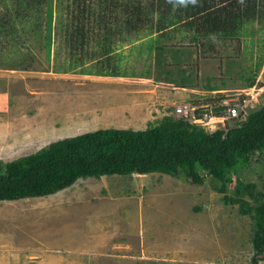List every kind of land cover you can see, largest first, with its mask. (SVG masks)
I'll return each instance as SVG.
<instances>
[{"label": "rangeland", "instance_id": "rangeland-1", "mask_svg": "<svg viewBox=\"0 0 264 264\" xmlns=\"http://www.w3.org/2000/svg\"><path fill=\"white\" fill-rule=\"evenodd\" d=\"M53 1L49 58L30 36L19 39L13 51L20 59L26 57L24 64L30 67L0 68L1 161L63 137L114 125L144 128L172 115L173 108L162 94L147 93L140 80L155 75L152 68L161 61L166 46H191L188 40L156 39L161 52H155L154 46L144 50L140 42L153 32L147 25L126 30L112 24L107 47L113 50L108 53L109 62L103 63L106 57L99 53V37L106 32H86L88 42L70 48L63 34L64 23L70 21L66 11L70 0H61L60 5L59 0ZM143 1L151 6L154 0ZM115 15L108 16L113 20ZM151 18L154 22L156 15ZM184 30L190 38L191 30L182 24L171 31L182 34ZM248 40L242 63L250 67L264 56V43ZM241 42L234 38L201 47L210 49L207 56L216 57L213 64L220 70L224 64L218 62V67V58L239 54ZM6 47L0 45L4 53L9 52ZM103 68L119 75L96 74ZM260 69L261 78L252 84L261 88L253 108L264 103V63ZM226 76L227 86L243 84L242 79L232 78L235 74ZM239 172V188L236 175L224 184L210 177L194 184L160 172L111 174L79 178L46 196L2 200L0 264H255L254 215L264 201V153ZM222 185L220 192L217 188ZM256 264H264V259Z\"/></svg>", "mask_w": 264, "mask_h": 264}, {"label": "trees", "instance_id": "trees-1", "mask_svg": "<svg viewBox=\"0 0 264 264\" xmlns=\"http://www.w3.org/2000/svg\"><path fill=\"white\" fill-rule=\"evenodd\" d=\"M66 11L70 21L64 23L63 34L70 48L88 42L86 32H106L99 37V53L106 57L103 63L109 62L107 56L113 50L107 47L112 24L126 30L147 25L153 32L162 33L182 24L197 33L235 36L246 22L255 21L258 25L252 32L258 36L252 41L264 43V0H196L187 5L180 0H154L151 6L143 0H70ZM54 12L53 0H0V45L3 49L5 43L9 49L7 53L0 49V68L30 67L24 64L28 63L26 57L20 59L13 52L19 39L25 41L30 36L42 45L49 58ZM113 13L114 21L108 16ZM96 74L119 75L105 68ZM263 153L264 103L249 109L244 120L227 130L208 131L167 114L144 129L97 128L51 141L12 160H0V201L46 196L71 186L79 178L111 174L160 172L182 176L194 184L202 183L205 177L224 184L236 175L238 185L239 171ZM217 190L223 192V185ZM261 203L254 215L255 264L264 259V201Z\"/></svg>", "mask_w": 264, "mask_h": 264}, {"label": "crops", "instance_id": "crops-1", "mask_svg": "<svg viewBox=\"0 0 264 264\" xmlns=\"http://www.w3.org/2000/svg\"><path fill=\"white\" fill-rule=\"evenodd\" d=\"M257 22L253 23H247L244 25L243 29H240L239 34L235 36H214L212 34H207L206 32H199L193 31L191 29V36L190 38H193V40H189L187 34L189 33L187 30H184L182 34H179L176 32L174 34L173 31H164L163 33L160 32H152L150 35L143 36V40H141V44L143 46H146L142 49L146 50L147 48L153 47V50L156 52L157 50L162 49V45L156 43L154 40L166 38V39H173L178 38L180 40H188L191 46L186 47H173L170 48L169 46H166L163 50V53L160 54L161 61L158 63L157 67L152 68L154 70L155 68V75H147L144 76V80H140L143 84L145 83L146 86V92L155 94L158 96V94H162L161 97L165 98V102L170 104L172 106L174 104H177L179 102L184 101H194L199 102L201 100H209L210 96L213 94H217L220 92H229L233 90L238 89H245L252 84H256L258 80L261 78L262 75V69L260 67L264 63V59L262 55L259 56V59L256 58L254 61L253 66H246V63L244 62V57L242 55V52L245 45V40L252 41L258 36V33L255 32V34L252 32L253 29H256L255 26L251 28V25ZM204 33V34H203ZM253 33V35L251 34ZM158 36V37H157ZM176 36V37H175ZM225 37V38H224ZM253 37V38H251ZM224 38V39H223ZM234 38H241V50L239 51V54H232V52L228 53V56L223 59L218 58V61L216 62L218 67L220 64L218 62L224 64V69H218L216 66H214L213 61H216V57L207 56V50L210 51V49H204L201 46L203 44H212L213 47L216 44H219L225 40L228 39H234ZM202 43L199 40H204ZM212 41H208V40ZM253 42V41H252ZM254 43V42H253ZM155 44V45H154ZM132 47L135 46V44L131 45ZM129 47V45H127ZM230 48L229 46H227ZM204 50H202V49ZM129 49V48H128ZM248 50H251V47H248ZM129 53V52H128ZM256 53V52H255ZM257 54V53H256ZM210 55V54H209ZM122 59L128 58L127 55L123 56V54H119ZM145 57V56H144ZM122 59L119 58L117 60L118 63L122 62ZM124 62H126L124 60ZM254 67V68H253ZM123 71L122 69H120ZM191 71V72H189ZM193 71H195V74H193ZM219 71V72H218ZM218 72V75L216 74ZM238 72H243L239 73ZM226 73V74H225ZM235 74L232 78H236V80L243 81V84L239 85H231L227 86V77L228 74ZM136 77H141V75H137ZM203 77V78H202ZM219 77V78H215ZM195 81H193V80ZM145 81V82H144ZM233 81V80H232ZM253 81V83H252ZM251 82V83H250ZM251 84V85H250ZM143 86V85H142ZM260 86V85H259ZM131 88V85L128 86L127 89ZM170 91V92H169ZM171 95V96H170ZM170 96V97H168ZM202 102V101H201ZM164 103V104H166ZM115 128H123L120 126H112ZM147 127V126H146ZM107 128V127H104ZM125 128H131V129H144V128H134V127H125ZM87 213V212H86ZM115 249V246L113 247Z\"/></svg>", "mask_w": 264, "mask_h": 264}, {"label": "built area", "instance_id": "built-area-1", "mask_svg": "<svg viewBox=\"0 0 264 264\" xmlns=\"http://www.w3.org/2000/svg\"><path fill=\"white\" fill-rule=\"evenodd\" d=\"M260 91L261 88L254 85L229 93L213 94L209 100L202 102L182 101L173 105L172 115L199 124L208 131L227 130L245 119L249 109L259 101Z\"/></svg>", "mask_w": 264, "mask_h": 264}, {"label": "clouds", "instance_id": "clouds-1", "mask_svg": "<svg viewBox=\"0 0 264 264\" xmlns=\"http://www.w3.org/2000/svg\"><path fill=\"white\" fill-rule=\"evenodd\" d=\"M189 2L192 4H195L196 0H180V3L185 4V5H187V3H189Z\"/></svg>", "mask_w": 264, "mask_h": 264}]
</instances>
